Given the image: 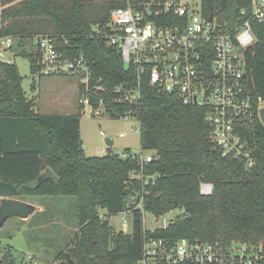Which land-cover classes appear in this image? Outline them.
<instances>
[{"label": "trees", "instance_id": "1", "mask_svg": "<svg viewBox=\"0 0 264 264\" xmlns=\"http://www.w3.org/2000/svg\"><path fill=\"white\" fill-rule=\"evenodd\" d=\"M99 1L104 8L94 12L91 0H0V36L13 38V57L25 58L31 74L43 76L38 35L48 36L62 59H82L104 89L98 93L102 112L112 120H137L140 151L152 153L142 170L149 180L137 177L138 159L115 156L109 148L103 156H87L80 139L82 107L65 115L36 112L13 63L0 66V199L43 206L47 197L75 199L76 231L56 256L60 264H141L145 241L161 240L168 252L182 238L221 248L248 244L264 257V125L256 114L257 99L264 102V21L250 19L251 0H200L202 16L231 30L249 20L254 42L243 58L254 115L240 135L249 145L251 167L222 156L209 138L203 108L181 105L146 77L136 101H119L115 89H135L136 73L104 35L110 12L123 3ZM46 169L56 178L36 182ZM201 184H211L212 193L202 195ZM139 202L142 210L135 209ZM130 208V233L115 231L110 219ZM175 210L180 215L165 228L144 230L143 213L159 218ZM13 263L11 251L0 262Z\"/></svg>", "mask_w": 264, "mask_h": 264}, {"label": "built area", "instance_id": "2", "mask_svg": "<svg viewBox=\"0 0 264 264\" xmlns=\"http://www.w3.org/2000/svg\"><path fill=\"white\" fill-rule=\"evenodd\" d=\"M121 1L123 6L109 14L108 34L104 37L109 45L119 49L125 66L134 68L137 85L129 91L117 87L119 101H136L140 96V79L146 77L150 86L174 95L181 105L203 108L209 138L222 156L241 159L251 167L249 145L240 135L243 123L254 115L243 58L244 50L254 42L249 20L231 30L227 24L202 16L200 0ZM240 14L244 15V11ZM250 19L264 21V0H251ZM35 44L41 75L76 77L77 102L82 114L100 113L102 99L98 93L104 89L100 80L92 78L84 61L62 59L46 35L35 37ZM12 47L11 36H0V66L14 63ZM97 98L98 109L94 111L92 103ZM262 108L264 102L258 98L256 114L260 123ZM121 157L138 159L141 172L137 177L143 183L149 180L142 170L152 155L144 159L141 155L124 153ZM200 193L210 195L212 185L201 184ZM133 209L120 215L130 217ZM135 209L142 210L141 202ZM127 219L129 222L130 218ZM128 222L122 220L121 231L129 226ZM162 223L161 228L169 224L165 219ZM143 257L141 264H261L264 260L262 250L248 244L232 243L221 248L217 244L190 243L184 238L168 252L161 240L145 241Z\"/></svg>", "mask_w": 264, "mask_h": 264}, {"label": "rangeland", "instance_id": "3", "mask_svg": "<svg viewBox=\"0 0 264 264\" xmlns=\"http://www.w3.org/2000/svg\"><path fill=\"white\" fill-rule=\"evenodd\" d=\"M90 5L89 9L94 12H100L104 8L99 0H91ZM13 61L22 77V88L27 98L33 101L36 112L63 115L77 113L76 77L31 74L25 58L16 57ZM121 134L125 136L122 137ZM106 138L113 141L111 150L121 156L125 151L141 155L144 159L152 154L140 151L138 122L135 118L112 120L102 111L97 114L85 111L80 121V139L82 147L86 149V155L103 156L107 151L104 143ZM44 202L45 212H35L26 221L10 219L0 229V262L1 258L11 251L14 257L13 264H60V261L55 260L56 256L76 231L75 199L47 197ZM180 213L175 210L159 218L150 213H143L144 230L153 231L155 228H161L163 219L168 224ZM127 218L130 217L119 214L112 217L109 222L113 229L118 231L122 220L128 222ZM122 229L125 233L131 231L130 225Z\"/></svg>", "mask_w": 264, "mask_h": 264}, {"label": "water", "instance_id": "4", "mask_svg": "<svg viewBox=\"0 0 264 264\" xmlns=\"http://www.w3.org/2000/svg\"><path fill=\"white\" fill-rule=\"evenodd\" d=\"M210 20V17H209ZM102 115V113H101ZM259 118L261 123L264 125V108L259 110ZM105 146L110 149L111 153L115 156H118V153L111 150L113 146V141L109 138H106ZM85 150V148H84ZM214 151V150H213ZM56 176L49 170L46 169L36 180L40 182L46 179H55ZM39 210L38 206L33 203L26 201L18 200L15 198H1L0 199V229L3 228L5 223L13 218L19 220H28L32 214ZM68 264H75L71 259L67 260Z\"/></svg>", "mask_w": 264, "mask_h": 264}, {"label": "crops", "instance_id": "5", "mask_svg": "<svg viewBox=\"0 0 264 264\" xmlns=\"http://www.w3.org/2000/svg\"><path fill=\"white\" fill-rule=\"evenodd\" d=\"M76 88V87H75ZM65 115V114H64ZM36 206H38V208H39V210L37 211V212H43L44 211V206L43 205H37V204H35ZM112 219V218H111ZM29 220V219H28ZM24 221H26V220H24Z\"/></svg>", "mask_w": 264, "mask_h": 264}]
</instances>
